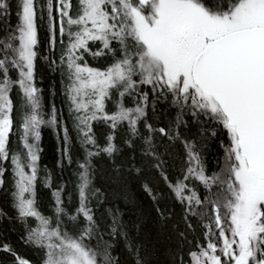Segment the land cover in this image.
I'll list each match as a JSON object with an SVG mask.
<instances>
[{
    "label": "snow or ice",
    "instance_id": "snow-or-ice-1",
    "mask_svg": "<svg viewBox=\"0 0 264 264\" xmlns=\"http://www.w3.org/2000/svg\"><path fill=\"white\" fill-rule=\"evenodd\" d=\"M0 264H264V0H0Z\"/></svg>",
    "mask_w": 264,
    "mask_h": 264
},
{
    "label": "trees",
    "instance_id": "trees-1",
    "mask_svg": "<svg viewBox=\"0 0 264 264\" xmlns=\"http://www.w3.org/2000/svg\"><path fill=\"white\" fill-rule=\"evenodd\" d=\"M13 3L15 4V0H13ZM11 23L14 26L17 23V18L15 15V9L12 11V16H11ZM41 40H44V33L41 32ZM39 72L43 73L45 75V82H44V87L47 88L49 84H51V78L48 77L47 75V69L44 67H39L38 68ZM57 103L59 104V98L57 99ZM219 140H213L211 138L208 139V146H206L205 151L203 152L204 155L206 156L210 166H214L215 160L217 156L222 155V151L219 148L218 144ZM42 148H43V154H42V164H46L49 167H54L56 164V161L58 159V144H57V139L55 135L48 129H45L43 132V140H42ZM116 204L119 205L121 210L124 212V219L128 220L131 215L128 213L129 209L124 208L125 205L122 200H116ZM132 212V211H130ZM9 227L7 224L4 225V232L3 235L4 237H7L10 239L16 246L19 248V250L26 256L35 259V256L30 250L24 249L19 246L17 243L18 241V233L17 232H8L6 229Z\"/></svg>",
    "mask_w": 264,
    "mask_h": 264
},
{
    "label": "rangeland",
    "instance_id": "rangeland-1",
    "mask_svg": "<svg viewBox=\"0 0 264 264\" xmlns=\"http://www.w3.org/2000/svg\"><path fill=\"white\" fill-rule=\"evenodd\" d=\"M218 144H219V148H220V141L218 142ZM206 146H208V140H207L205 146H204L203 149H202L203 152L205 151ZM220 150L222 151L221 148H220ZM203 154H204V153H203ZM137 192H138L139 198L142 199V200L144 201V204H145V206L147 207V205H148V203H149V202L147 201V198L144 197L143 194L139 192V190H137ZM120 200H122V199H120ZM122 201H123V203H124V205H125L124 208L129 209V212H128V213L131 215V217L134 216V214H135L134 211L130 212L131 205L127 204L124 200H122Z\"/></svg>",
    "mask_w": 264,
    "mask_h": 264
}]
</instances>
